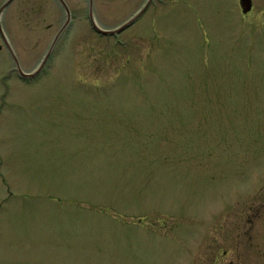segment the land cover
Instances as JSON below:
<instances>
[{
	"label": "rangeland",
	"instance_id": "obj_1",
	"mask_svg": "<svg viewBox=\"0 0 264 264\" xmlns=\"http://www.w3.org/2000/svg\"><path fill=\"white\" fill-rule=\"evenodd\" d=\"M63 1L1 15L0 264H264V0L115 35L91 6L112 30L149 0Z\"/></svg>",
	"mask_w": 264,
	"mask_h": 264
},
{
	"label": "water",
	"instance_id": "obj_2",
	"mask_svg": "<svg viewBox=\"0 0 264 264\" xmlns=\"http://www.w3.org/2000/svg\"><path fill=\"white\" fill-rule=\"evenodd\" d=\"M13 0H8L6 3H4V5L2 6V8H1V10H0V30H1V32H2V34H3V37L6 39V36H5V32H4V30H3V26H2V21H1V15H2V12H3V10L12 2ZM63 3H64V5L66 6V8H67V11H68V13H69V15H70V11H69V9H68V6L66 5V3L63 1V0H61ZM153 0H149L148 2H147V4H146V6L136 15V16H134L131 20H129L128 22H126L125 24H123L122 26H120V27H118L117 29H103V28H101V27H99L98 25H97V23H96V21H95V18H94V16H93V10H92V6H91V19H92V23H93V26L95 27V29L99 32V33H101V34H104V35H115V34H119L120 32H122V31H124L126 28H128L129 26H131L144 12H145V10L148 8V6L150 5V3L152 2ZM241 3H242V6H243V11L244 12H248L249 10H251V8H252V5H251V0H241ZM7 40V39H6ZM55 44V43H54ZM54 44H53V46L51 47V49L54 47ZM50 49V50H51ZM50 55V53H48V55H47V57ZM15 59H16V57H15ZM46 61V60H45ZM45 61H44V63H45ZM16 63H17V67H18V69H19V71H20V73H21V75L24 77H34V76H36L38 73H39V71L41 70V68L40 69H38L36 72H34V73H25L21 68H20V65H19V62L17 61V59H16ZM43 63V64H44Z\"/></svg>",
	"mask_w": 264,
	"mask_h": 264
},
{
	"label": "flooded vegetation",
	"instance_id": "obj_3",
	"mask_svg": "<svg viewBox=\"0 0 264 264\" xmlns=\"http://www.w3.org/2000/svg\"><path fill=\"white\" fill-rule=\"evenodd\" d=\"M251 5H252V8H251V10L254 8V4H253V1L251 0ZM2 8V7H1ZM1 8H0V10H1ZM251 10H249L248 12H246L245 14H248V13H250L251 12ZM3 13V12H2ZM89 13H90V15H91V9L89 10ZM90 18H91V16H90ZM90 21L92 22V19H90ZM92 26H93V23H92ZM99 26V25H98ZM100 27V26H99ZM93 28L95 29V27L93 26ZM104 29V28H103ZM96 30V29H95ZM97 31V30H96ZM0 35H1V37H2V39H3V42H0V49L2 50L3 48H4V44H8V42L5 40V38L3 37V34H2V32H1V30H0ZM12 56L15 58V55L14 54H12ZM47 59V57L46 58H44L43 59V61L41 62V64H40V66H39V68L38 69H40L41 68V72L43 71V67H45V63H44V61ZM46 62V61H45ZM44 63V64H43ZM16 70V69H15ZM17 71V70H16ZM40 72V71H39ZM40 72V73H41ZM17 73V75L19 76V77H21L24 81H27V82H29L30 80H32V79H35V78H37L39 75H40V73H38L36 76H34V77H23L22 75H21V73H19L18 71L16 72ZM3 96H4V94H3Z\"/></svg>",
	"mask_w": 264,
	"mask_h": 264
}]
</instances>
